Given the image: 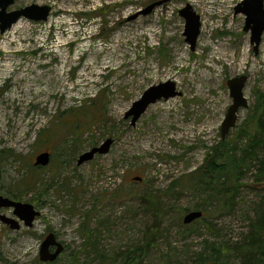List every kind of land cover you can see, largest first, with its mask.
I'll use <instances>...</instances> for the list:
<instances>
[{
  "label": "rangeland",
  "instance_id": "rangeland-1",
  "mask_svg": "<svg viewBox=\"0 0 264 264\" xmlns=\"http://www.w3.org/2000/svg\"><path fill=\"white\" fill-rule=\"evenodd\" d=\"M151 1L15 0L8 7L36 3L52 10L45 21L21 17L0 33V195H15L40 211L30 227L0 221V264H45L38 254L48 231L65 245L52 264L73 257L96 264L97 251L108 257L142 242L146 226L161 235L140 264L191 263L202 240L231 249L242 240L263 193L251 184L250 172L233 209L207 218L210 229L181 222L184 208L203 203V193L185 188L165 194L160 219L143 199L198 167L220 140L234 137L254 91L264 90V34L255 53L243 31L245 16L234 14L239 0H157L141 14ZM186 3L201 21L193 50L178 13ZM94 9L100 13L95 21ZM240 74L248 76L249 106L238 110L236 124L221 139L232 101L226 80ZM166 80L180 93L150 104L131 124L124 117L131 103ZM106 138L112 139L106 153L77 163L79 154ZM41 150L50 159L36 167ZM32 178L40 180L36 187L17 188ZM0 212L16 218L11 207ZM230 260L238 261L233 254Z\"/></svg>",
  "mask_w": 264,
  "mask_h": 264
},
{
  "label": "trees",
  "instance_id": "trees-1",
  "mask_svg": "<svg viewBox=\"0 0 264 264\" xmlns=\"http://www.w3.org/2000/svg\"><path fill=\"white\" fill-rule=\"evenodd\" d=\"M254 92L255 101L235 130L234 137L220 140L217 148H213L198 167L184 176L175 178L165 189L146 194L143 199L154 219H160L163 210L161 198L165 194L175 195L185 188L203 193V203L193 208L201 209L203 216L192 223H203L210 229L207 218L230 212L236 204L239 188L244 185L242 182L244 175L247 172L252 174L251 184L257 185L263 193L255 208L254 216L249 218L247 231L243 234L242 240L232 249L221 242L202 240L201 250L195 252L191 263L184 264H264V90L257 89ZM30 181H26L18 189L28 191L34 187L33 184L36 187L40 182L33 178ZM14 197L18 198L15 195ZM213 201L216 205L209 208ZM188 210L190 209L184 208V212ZM182 226L187 228L191 225L182 224ZM84 228L85 233H88L86 237H90L88 223ZM144 231L145 236L142 242L130 244L108 257L104 252L97 251L96 256L99 261L96 264H140L148 248L161 235L156 227L146 226ZM230 254H233L238 261H229ZM68 264L89 263H80L78 258L73 257ZM165 264L177 263L166 262Z\"/></svg>",
  "mask_w": 264,
  "mask_h": 264
},
{
  "label": "water",
  "instance_id": "water-1",
  "mask_svg": "<svg viewBox=\"0 0 264 264\" xmlns=\"http://www.w3.org/2000/svg\"><path fill=\"white\" fill-rule=\"evenodd\" d=\"M14 0H0V32H4L11 26L20 16H26L35 20H45L50 12L51 6L47 4H29L21 8L7 10V7L12 4ZM159 3V2H157ZM156 3V4H157ZM155 5L151 4L142 10V13H147ZM234 12H242L246 15L245 24L243 26L244 31H250V42L253 44V49L256 52L261 40V35L264 32V6L263 0H242L235 8ZM179 14L185 18V25L183 34L185 40L189 42L191 48L195 46L196 38L199 34L200 21L199 16L193 11L190 4H186L179 10ZM246 75L242 74L227 79L226 84L229 88V94L232 97V102L228 106L225 117L221 123V135L222 137L229 131L230 127L235 124L236 111L239 107L247 106L246 97L243 95V86L246 80ZM175 90V84L168 80L165 82H159L146 88L141 96L132 102L131 107L125 112V117L132 115L131 123L134 124L136 119L145 110L147 105L154 102L160 97L167 98L178 94ZM111 138H107L100 146L92 147L81 153L78 157L77 163L80 164L85 160L91 159L95 152L104 153L109 149ZM49 160V153L47 151L41 152L36 156L35 164H46ZM139 180L140 177H135ZM1 206H13V212L18 215L20 219H23L26 225H31L32 220L39 211L33 208V205L29 202L16 201L7 197L0 196ZM202 211L199 209L191 210L184 214L183 222L189 223L192 220L200 217ZM0 219L6 223H9L12 228H18L17 221L7 218L0 214ZM50 245H56V249L53 252L49 251ZM63 246L55 240L53 233L47 234L43 240L39 256L41 260L53 261L57 255L61 252Z\"/></svg>",
  "mask_w": 264,
  "mask_h": 264
},
{
  "label": "bare ground",
  "instance_id": "bare-ground-1",
  "mask_svg": "<svg viewBox=\"0 0 264 264\" xmlns=\"http://www.w3.org/2000/svg\"><path fill=\"white\" fill-rule=\"evenodd\" d=\"M224 249V248H223Z\"/></svg>",
  "mask_w": 264,
  "mask_h": 264
}]
</instances>
